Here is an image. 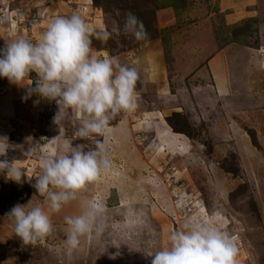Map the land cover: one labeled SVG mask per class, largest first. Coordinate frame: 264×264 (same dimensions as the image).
Segmentation results:
<instances>
[{
	"label": "rangeland",
	"instance_id": "1",
	"mask_svg": "<svg viewBox=\"0 0 264 264\" xmlns=\"http://www.w3.org/2000/svg\"><path fill=\"white\" fill-rule=\"evenodd\" d=\"M73 13L101 35L120 27L107 41L94 36L92 54L137 69L139 107L113 118L105 136L82 139L73 111L56 119L55 101L0 78V161L25 173L19 183L0 173V264H151L193 218L233 238L236 264H264V0H0V48L35 43ZM128 13L146 39L123 32ZM216 55L229 83L220 96L206 67ZM96 140L107 170L51 214L49 237L24 244L9 214L17 204L47 210L33 187L41 161L75 145L93 150ZM90 200L105 206L106 228L70 249L64 218Z\"/></svg>",
	"mask_w": 264,
	"mask_h": 264
},
{
	"label": "clouds",
	"instance_id": "2",
	"mask_svg": "<svg viewBox=\"0 0 264 264\" xmlns=\"http://www.w3.org/2000/svg\"><path fill=\"white\" fill-rule=\"evenodd\" d=\"M120 31L116 26L101 35L78 13L57 16L37 42L20 37L0 48V78L26 87L29 95L55 101L59 109L56 119L73 111L80 118L77 137H103L113 118L120 113L132 114L139 107L137 69L122 65L116 57L92 54L94 36L107 41ZM123 32L137 41L147 38L142 22L132 13L127 14ZM33 82L35 87H31ZM7 148L0 145V155ZM41 166L43 174L33 187L45 198L47 210L17 204L9 214L14 218L15 235L26 245H35L53 233L51 214L77 200L107 170L109 161L104 143L96 140L93 150L75 145L66 155L43 159ZM21 169L0 161V173L17 183L25 175ZM106 211L101 202L90 200L79 215L65 216L67 246L76 249L81 237L101 235L106 228ZM169 241V246L149 255L151 264H236V242L214 223L190 219L183 230L171 232Z\"/></svg>",
	"mask_w": 264,
	"mask_h": 264
},
{
	"label": "crops",
	"instance_id": "3",
	"mask_svg": "<svg viewBox=\"0 0 264 264\" xmlns=\"http://www.w3.org/2000/svg\"><path fill=\"white\" fill-rule=\"evenodd\" d=\"M208 68V76L209 78L211 77L212 79V84L218 94V96H220V89L224 90L226 93L228 92V81L226 82V74L224 72H220V55H216L214 58L210 59L209 62H207V66ZM223 85L220 88L221 84ZM225 93V94H226Z\"/></svg>",
	"mask_w": 264,
	"mask_h": 264
}]
</instances>
